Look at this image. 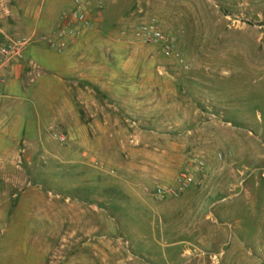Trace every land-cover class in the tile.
Wrapping results in <instances>:
<instances>
[{"label": "rangeland", "instance_id": "1", "mask_svg": "<svg viewBox=\"0 0 264 264\" xmlns=\"http://www.w3.org/2000/svg\"><path fill=\"white\" fill-rule=\"evenodd\" d=\"M22 37L0 264H264V0H0V39Z\"/></svg>", "mask_w": 264, "mask_h": 264}, {"label": "built area", "instance_id": "2", "mask_svg": "<svg viewBox=\"0 0 264 264\" xmlns=\"http://www.w3.org/2000/svg\"><path fill=\"white\" fill-rule=\"evenodd\" d=\"M73 20L76 23L92 28L91 22L82 13H75ZM138 37L146 44L162 45L167 56L174 55L175 41L167 37L159 26H144L139 30ZM29 42L30 39L27 37H22L11 42H3L0 39V85L7 81L13 62L23 57L24 49ZM193 183L194 178L191 175L182 174L175 180L171 191L175 194H181L185 192ZM155 193L158 196H164L167 192L164 188L160 187L155 190Z\"/></svg>", "mask_w": 264, "mask_h": 264}, {"label": "crops", "instance_id": "3", "mask_svg": "<svg viewBox=\"0 0 264 264\" xmlns=\"http://www.w3.org/2000/svg\"><path fill=\"white\" fill-rule=\"evenodd\" d=\"M1 86V85H0Z\"/></svg>", "mask_w": 264, "mask_h": 264}]
</instances>
